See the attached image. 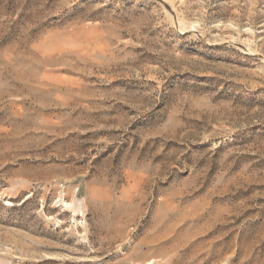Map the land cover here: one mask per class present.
<instances>
[{
	"label": "rangeland",
	"instance_id": "374dc122",
	"mask_svg": "<svg viewBox=\"0 0 264 264\" xmlns=\"http://www.w3.org/2000/svg\"><path fill=\"white\" fill-rule=\"evenodd\" d=\"M0 264H264V0H0Z\"/></svg>",
	"mask_w": 264,
	"mask_h": 264
}]
</instances>
